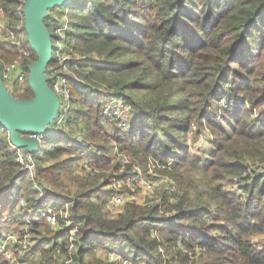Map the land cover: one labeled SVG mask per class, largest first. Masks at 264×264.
Here are the masks:
<instances>
[{"label": "trees", "instance_id": "obj_1", "mask_svg": "<svg viewBox=\"0 0 264 264\" xmlns=\"http://www.w3.org/2000/svg\"><path fill=\"white\" fill-rule=\"evenodd\" d=\"M23 1L0 0L10 21L23 13ZM65 5L51 7L44 22L56 39L52 13L72 17L66 35L82 56L75 62L77 77L69 81L71 107L65 124L44 137L34 172L18 163L15 152L0 148V240L11 223L41 235L26 251V256L38 254L34 264H65L62 252L85 264L96 243L107 248V259L95 256L86 264H264V245L250 237L264 230V167H250L264 162V109L248 119L246 106L264 103V0H70ZM25 47L31 51L23 62L28 76L36 52L28 41ZM16 55L15 46L0 44L1 58ZM103 84L114 90L101 91ZM191 89L202 102L197 125L202 129L205 118L214 133L201 156L185 143L193 105L185 93ZM32 95L26 81L17 97ZM110 97L129 101L140 122L101 132L113 124L102 112ZM220 98L225 105H217ZM75 127L88 138L72 135ZM114 146L137 164L149 155L172 160L170 174L181 190L170 184L159 203L127 202L109 216L106 202L117 191L110 184L124 181L131 169L129 162H114ZM71 150L76 152L69 155ZM82 159L90 163L92 179L75 177L72 222L52 228L41 213L48 207L58 212L65 201L55 205L56 191L43 187L40 194L35 185L56 183ZM121 164L125 171L114 179L100 180L94 173ZM231 180L235 188L226 186ZM170 210L174 213L165 216ZM74 225L81 235L68 254ZM20 233L25 232L18 233L22 238ZM114 251L120 260L110 258Z\"/></svg>", "mask_w": 264, "mask_h": 264}, {"label": "rangeland", "instance_id": "obj_2", "mask_svg": "<svg viewBox=\"0 0 264 264\" xmlns=\"http://www.w3.org/2000/svg\"><path fill=\"white\" fill-rule=\"evenodd\" d=\"M79 1L80 0H72V2H74V3L79 2ZM65 6L66 5L64 4L62 7H65ZM52 15L56 18L55 23L58 25L57 27L60 26V27H63V29H64V31L62 33V35L64 36V38H63L64 44L69 43L70 45H72L75 52L77 53L78 57H81L82 54L80 52H78L74 47V41L75 40L73 38H71L70 36L68 37V35H66L67 31L71 30L72 17L68 14V12H60V11L52 13ZM6 19L8 21V27L10 29H12L16 34H19V36L22 39L23 44H24L23 47L27 46V38L28 37L26 34L25 26L23 24V22L25 20L23 17V13H21V15H19V18H17L15 21H10V19L8 17H6ZM52 42H53L52 43L53 46H55L56 45L55 39H53ZM25 48H27V47H25ZM16 56H14L12 58H8V60H6L4 57L3 58L0 57V68H1V63H3V62L8 63V62L12 61ZM129 56L130 55H128L127 57H129ZM76 69H77L76 67L73 68L72 77H77ZM106 86L107 85H105V84L101 85L100 90L101 91H105L106 89L110 90V91L114 90V88H109V87L106 88ZM195 91L196 90L191 89V90H187V93H185L190 97V99L193 103V105L191 107V114H190L191 115L190 128L187 131V133L185 134V137H186L185 143L188 145V149L192 154H197V155L201 156L202 151L207 149V147L210 146V144L208 142L204 143V141L206 139L209 140V139L214 138V133L212 131V128L207 124V121L205 118L202 119V122H201L203 124L202 129L200 126L197 125V121H198L197 112L200 109V107L202 106V102L200 100H197L198 97L195 95V93H196ZM18 92H19L18 89H14L11 94L14 97H17ZM141 95H142V92L138 91V92H136L135 98L140 99L142 97ZM181 96H184V94H182ZM112 98H115V97H110L109 99H107V101L105 103L110 102V100ZM123 100L130 103L129 101L125 100L124 98H123ZM225 104H226V100H224L222 98H220L217 102V105H225ZM246 106L250 110L249 111L250 116L249 115L247 116L248 119H249V117H251V118L257 117L261 113L262 109H264V103H262L259 106H253L250 103H247ZM216 112L218 113L219 111H216ZM135 113H136V110H134L135 121L131 125V127L136 125L138 122H140L138 116ZM79 127H75V129L73 131L74 134H72V135H75L76 138L79 137L80 139L82 136L84 138H88V137H86V135H87L86 132H84V133L81 132ZM113 127H114V125H112V123H109L108 125L105 126V128H104L105 131H104V129H102L101 132H103V133L111 132L113 130ZM131 127H129V128H131ZM198 131H201V133L200 134L197 133ZM109 141H110L109 144L115 145V142L113 140H109ZM7 143H8V141H7L6 133L0 132V148L2 147L3 149H6ZM39 146H43V145L40 144ZM75 152H76V150H75ZM75 152H74V150H71L69 155H71ZM111 154L115 157L114 162L117 161L119 163H122V164L124 163L126 165L128 163L125 160H127L130 163L132 170L130 169L131 172H130V170L128 171V174L125 175V178L129 175L132 176L134 166L139 165L142 169V173H143L142 176L146 180L147 179L151 180V178L153 180H154V178H156V179L168 178L169 181L172 180V182L161 181L159 187H156L151 192H148L146 188H144L143 186L137 185V184H133V186L131 188H129L128 186L124 185V181L113 180V182L110 184V187H113L117 190L114 193L118 192V193H120V195H122V197H130L133 199V202L139 203L141 205H146V204H151V203H159L160 202V194H161L162 190L165 189L166 187H168L170 184H172L176 188L180 189L179 185L177 184V181L175 180L173 175L170 174L169 167H166V168L162 167V161L159 159V157H156L154 155H149L146 162H144L142 164H139V163L137 164V162L132 160V158L129 154L120 153L117 146H114V148L111 149ZM67 155H68V153L63 154L62 156H60L59 158H57L55 160H60ZM83 160H85V159H82L79 161L77 160V161L73 162V164L70 166L71 167L70 170L67 173L60 175V178L58 179V181L56 183L50 182L49 180H45L43 183L44 186L38 187L37 185H35V188L38 189L37 192H40V194L43 193L44 188L54 189L56 191V193L58 194L56 196V198L53 199V201H55V203H57L55 205H59L63 200L65 202L67 201V199L69 200V201H67L69 203V210L67 212V217L69 220V222H67V223H69L68 225H70V223L72 222L71 217H73V214L70 210V206L72 203L71 200L75 197V193L77 190V187H76L77 179L75 177L76 176H80L82 178L86 177L89 181H90V179H92V178L87 177V174H88L87 172L91 171L92 169L84 170L80 167V163ZM51 161H53V159L48 160L47 162L43 163V165H48ZM122 164H121V168H118L116 170H113V168L109 167L106 169H99V170L95 171L94 173L99 174L100 180L103 178H106L110 175H112V179H114L115 177H117L118 174L123 173L125 171L126 166L122 167ZM257 165L259 166L258 168L264 167V162H261L258 160L255 164L251 165L250 167L252 168L253 166H257ZM150 169L152 170V172L155 175L149 174L148 171ZM248 169H250V168H248ZM196 175L197 174L195 173V176ZM196 177H198V176H196ZM28 178L32 179V175H30ZM19 181H21V179H19L17 182H15V186L18 187ZM233 182L234 183H232V180H231V183L230 184L227 183L226 186L230 185L231 187L235 188L237 183L234 180H233ZM118 184H119V186H118ZM111 196L106 202V210H107L109 216L113 215V213L110 212L109 206H108L109 201L111 199ZM48 208H51L52 210H54L52 207H48ZM48 208L44 209V211H47ZM58 208H59L58 212H60V209L62 208V206H59ZM79 211H83V209H80ZM58 212H56V213H58ZM173 213H174V211L170 210V211H166L164 214L166 216V215H171ZM60 219H61V222L57 227L62 225V218H60ZM207 220H209V219L207 218ZM11 227H15V228L12 229ZM21 231L25 232L24 234L20 233L22 238H20L19 237L20 235L18 234ZM4 234L5 235L3 236V238L4 237H6V238L10 237L8 239V243H7V250H8V253L10 255L8 257V258H10V260L8 261V264H34V262L38 259V254L29 253L26 256V251L32 245H34V243H36L38 239H40L41 235L31 233L25 224H19V225L17 224L15 226L12 223L8 225V228L5 230ZM80 235H81V233L79 231V228H78V231H75V232L69 231L68 232V239L67 240L70 243V247L68 248V254L74 253V249L76 247L75 239H78ZM11 236H13L15 238H12ZM250 237L253 241H256L257 243L264 245V230L252 233V235ZM3 238H1V239H3ZM43 245L45 246V243H43ZM93 247L94 248H93L92 252L87 253L84 257V259H85L84 263L85 264L87 262L93 260L95 258V256H99V257L102 256L105 259H107V257H106V255H107L106 249L107 248L106 247L104 248L99 243H96ZM110 253L113 254L112 260H114V261L120 260V256L115 251L110 252ZM110 253H109V255H110ZM124 253H125L124 254V256H125L128 252L125 250ZM60 254H61L62 258L64 259L65 264H76V261L73 257L65 255L63 252ZM0 256H1L0 259H4V255L1 252H0ZM122 264H128V261L122 262Z\"/></svg>", "mask_w": 264, "mask_h": 264}, {"label": "built area", "instance_id": "obj_3", "mask_svg": "<svg viewBox=\"0 0 264 264\" xmlns=\"http://www.w3.org/2000/svg\"><path fill=\"white\" fill-rule=\"evenodd\" d=\"M6 14L3 8L0 5V43L4 45L15 46L17 49V56L8 63H1L0 74L1 79L7 90L12 93L14 89H18L19 91H23L24 83L28 81L27 74L23 62L26 57L30 55V49L23 47V41L20 38L19 34H16L12 29L8 27V21L6 19ZM57 34L60 38H56V45L52 44V61L47 65L45 75L48 78V83L52 90L58 97V111L56 117L53 122L48 125L46 131L42 132H32L21 134L22 137L33 138L37 140L38 149L35 151L24 150L23 147H16L9 141V137L7 138V148L8 150H12L15 152V158L20 165L24 168L28 169L31 173L35 171V155L39 152V146L42 144L44 137L50 133H53L58 128H60L66 121V114L71 107V90L69 87V81L71 80L73 74V68L75 67V62L80 58L75 52L72 45L64 44V36L62 35L64 29L63 27H57ZM53 43V42H52ZM103 115L110 120L113 121L114 129H128L134 123L135 115H134V107L123 100L122 97H115L110 100V102L105 103L102 108ZM1 152V151H0ZM1 156V154H0ZM128 162L127 160H125ZM172 160H167L162 162V167L166 168L170 166ZM80 167L84 170H90L91 165L85 159L80 163ZM150 175H155L152 170L149 171ZM133 175H129L124 180V185L131 188L133 184H137L143 186L147 189L148 192L153 191L156 187H159L160 182H172L169 181L168 178L156 179H144L142 169L139 165H135L133 169ZM119 186V184H118ZM127 202H133V199L130 197H122L120 193H114L111 196L109 201V210L113 214L119 212L123 209V206ZM25 201L23 198H20L19 205H24ZM69 210V203L66 201L63 203L62 208L60 209V216L58 217L56 211L48 208L47 211L41 213V218H45L46 222L52 228L57 227L62 218V224L67 226L69 223L67 212ZM28 222L29 219H26ZM71 232L78 231V226L74 225L71 229ZM12 238H15L11 236ZM10 237L0 240V252L4 255V259L0 261V264H8L10 255L7 250V243ZM110 258L113 259V254L110 253Z\"/></svg>", "mask_w": 264, "mask_h": 264}, {"label": "water", "instance_id": "obj_4", "mask_svg": "<svg viewBox=\"0 0 264 264\" xmlns=\"http://www.w3.org/2000/svg\"><path fill=\"white\" fill-rule=\"evenodd\" d=\"M70 0H24L23 17L27 41L36 52V58L28 64V83L33 90L30 98L14 97L0 74V128L8 134L16 147L35 151L37 140L21 134L46 131L56 117L59 100L45 75L52 61V35L44 18L53 6H63Z\"/></svg>", "mask_w": 264, "mask_h": 264}]
</instances>
